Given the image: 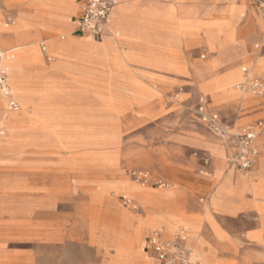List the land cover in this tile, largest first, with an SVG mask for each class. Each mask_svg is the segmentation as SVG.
<instances>
[{"label":"rangeland","instance_id":"374dc122","mask_svg":"<svg viewBox=\"0 0 264 264\" xmlns=\"http://www.w3.org/2000/svg\"><path fill=\"white\" fill-rule=\"evenodd\" d=\"M30 1L4 0L15 20L5 28L0 10V32L6 39L24 26L27 40L11 46L33 43L48 68L57 60L52 43L66 39L65 29L51 18L57 0H41L37 19ZM125 9L138 19L121 17L113 35L120 43L127 29L132 36L119 54L121 67L115 55L68 53V62L87 65L85 75L59 74L48 86L29 82L31 93L21 98L9 86L16 110L0 93V264H159L145 252V238L177 217L188 226L161 229L166 240L184 231L190 264H264V230L246 238L258 229L264 202L248 193L242 199L251 205L225 221L236 240L231 250L221 246L230 236L220 233L208 206L223 175L255 173L264 152L251 169H235V150L195 117L201 96L229 134L263 116L249 117L254 110L246 109L264 104V20L247 0H122L117 10ZM234 45L243 54L225 61ZM214 76V84L202 86ZM254 79L263 84L259 100L249 89ZM14 113L18 125L9 130L2 115ZM133 170L150 182H135Z\"/></svg>","mask_w":264,"mask_h":264},{"label":"crops","instance_id":"0c3cea01","mask_svg":"<svg viewBox=\"0 0 264 264\" xmlns=\"http://www.w3.org/2000/svg\"><path fill=\"white\" fill-rule=\"evenodd\" d=\"M120 1L122 0H118V5ZM74 2L75 0H57L58 9H56V12L52 13L51 16L53 23L65 29L64 35L66 36L65 40L63 38L64 40L63 42H53L56 43V45H53L52 43V48L55 52V56L57 60H54L53 64L50 65L48 68L43 66L42 61L41 62L20 61L15 63V60H10L8 63L11 65L16 64L17 70L13 75L9 76L7 80L8 86H16L25 90L26 91L25 96H27L30 95L31 89L25 88L24 86H28L29 82L34 83V85L32 86H48V84L53 82V80L59 74H63L67 76L85 75L86 72L84 71V69L86 68L87 65L84 64L75 65L71 62H68L66 59H64L65 58L64 56L68 53L79 55L82 57H87V58L115 55V57L117 58L116 60L117 66L118 67L122 66V61L121 59H119L120 58L119 54L121 52L122 46L131 45L132 42L129 40V38L131 39L132 36L130 31L127 29L124 35L125 41L120 43L117 39H115L113 35L114 33H118L116 29L118 27L120 28L119 19L121 17L127 21L133 18H135L133 20H137L138 19L137 13L125 9V11L121 12L120 14V11L118 12L117 10L118 8L117 6V8L115 9L112 15L110 24L108 25V28L105 31V34L99 37L88 36V37H92L93 40H101L100 43L96 45L87 41H77V38H79V36L83 37L85 35L74 34L75 21L72 22L69 21L68 19V13H71L75 9V6L73 5ZM30 7L34 9L33 17L35 19L41 17L39 13V7H41V0H31ZM0 10L3 11L2 18L4 22V27L8 28L9 26H12L6 23L5 16L10 15L12 16L13 20H15V17L13 16L11 10L4 5V0L2 2ZM256 20L259 23L258 17L256 18ZM23 29L24 26H18L17 30H11V34L6 35V38H8L7 44H4L2 42V40H4L5 38V34L0 32L1 49L4 51H11V48L6 49V47H10L14 42H20L21 40L26 41L27 39L23 34L24 33ZM32 44L33 43L28 42L22 45H15V46H17L18 48H22L24 50L22 52L24 58L37 57V53L39 51L35 46H32ZM242 54H243L242 49L239 46L234 45L231 54L225 55V59H226L225 61H229V58L240 56ZM209 65L213 71L219 69L218 63L211 62L209 63ZM217 78L218 76L212 77L209 80V82L204 83L202 86L214 84L215 81L218 80ZM4 98L7 99L6 97ZM11 98L17 103V101L13 98L12 94H11ZM258 98L260 97H255L254 99L259 100ZM247 110L249 111L254 110L253 112H251L252 114H249V112H247L249 117L254 116L256 114H261L264 116L263 103H258L255 106H251L248 109H246V111ZM2 117H3V121L9 124L7 120L10 119L11 116L2 115ZM263 143L264 140L260 139L257 142V146L261 148L263 146ZM255 180H257V182ZM248 193L251 195L253 200H254V195H256L258 201L264 202V167L260 166V163L255 173L246 175L242 178L241 177L236 178L230 173H226L225 175H223V177H221L219 187L216 188V190H213V193L208 203L209 209L211 211H213L214 209L216 210V212L215 213L212 212V214L213 217L219 223V230L221 231L220 233L230 236L229 241H231L230 244L226 242H223V244L221 243V246L223 248L231 250L232 244L236 245L235 243L236 240L233 237L234 231L231 226L225 223V221L232 220L234 216L237 213H239L240 209H243L244 207L251 205V202H249L248 199H245V201L242 199L245 198V196H247ZM175 200L176 201L178 200L177 195H175ZM257 207L261 209L259 210L261 212V216H260L258 229H252L247 231L246 238H258L260 236V233H262V231L264 230V208H263L264 206H257ZM176 223L177 224L182 223L183 225H187L179 217L176 218ZM176 223L172 221L167 222L166 224L162 225L160 229L151 231L150 234L154 231H158L164 234L163 229H165V231L167 232H171L173 230L172 229L173 226ZM208 231H210V229ZM209 234L210 235L213 234V231H210ZM191 238L194 239V242L197 245L198 235L196 234L195 227H193ZM208 239H209L208 241L211 244L214 245L216 243L215 239H213L212 237H208ZM195 254H197L196 256H198V250H196V247H195Z\"/></svg>","mask_w":264,"mask_h":264},{"label":"built area","instance_id":"2783aa9c","mask_svg":"<svg viewBox=\"0 0 264 264\" xmlns=\"http://www.w3.org/2000/svg\"><path fill=\"white\" fill-rule=\"evenodd\" d=\"M247 1L264 20V0ZM2 2L3 0H0V9ZM80 3L79 15L75 20L74 34L92 37H99L105 34L106 27L118 6V0H81ZM5 21L9 25L14 23L10 15L5 16ZM114 35L118 36V33H114ZM261 48L262 46H259V44L255 46V49L261 50ZM41 52L46 55L47 61L51 60L44 45H41ZM8 54L9 52L0 48V93L8 99L9 108L16 110L18 104L11 98L7 84V68L3 64V59ZM242 71L246 72V69L244 68ZM249 89L255 97L263 95V84L259 79L252 80ZM195 117L212 135L221 139L225 138L235 150L229 160V164L235 169L239 171L251 169L258 156L264 152V143L261 148L257 146V142L260 139L264 140V116L252 123L239 127L235 133L229 134L218 114L210 110L208 100L201 96L197 99ZM204 164L207 165V162L205 161ZM128 175L137 183L147 184L150 182L148 175L142 171H129ZM126 203H129V201ZM185 241L186 237L182 229H179L170 240L164 239L161 232L154 231L146 238L144 250L159 264H190Z\"/></svg>","mask_w":264,"mask_h":264},{"label":"bare ground","instance_id":"6f19581e","mask_svg":"<svg viewBox=\"0 0 264 264\" xmlns=\"http://www.w3.org/2000/svg\"><path fill=\"white\" fill-rule=\"evenodd\" d=\"M109 24H110V22H109ZM107 28H108V26L106 27V29ZM2 42L4 44H7L8 43V38L4 39ZM19 50H20V48H18L17 46H12L11 47V51L10 52L7 51V52H9V54L7 55V57L3 59V64L7 68V80H8V76L13 75L15 73V71L17 70L16 64L11 65V64L8 63L10 60H15V63L16 62H20V61H40L41 62L39 53H37V57H32V58L27 57V58H24V55L22 53L24 50L21 49L20 52H19ZM15 89L17 91V94H18V97L19 98H21V97H23V96L26 95V91L25 90H23V89H21L19 87H16V86H15ZM10 116H11L10 119L7 120L9 122V125L7 126L9 130H10V127H15L16 125H18L17 124V120L20 117V114L14 113V114H11ZM131 193H133V194H135L137 196L138 195H143V193L140 192L137 188H132L131 189Z\"/></svg>","mask_w":264,"mask_h":264}]
</instances>
